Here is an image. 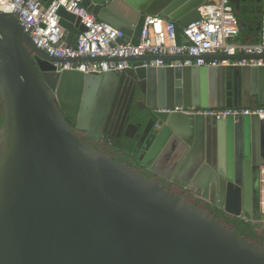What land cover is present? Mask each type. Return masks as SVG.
I'll use <instances>...</instances> for the list:
<instances>
[{
	"label": "water",
	"instance_id": "water-1",
	"mask_svg": "<svg viewBox=\"0 0 264 264\" xmlns=\"http://www.w3.org/2000/svg\"><path fill=\"white\" fill-rule=\"evenodd\" d=\"M204 1L82 0V5L137 44L145 15L186 26L198 19L196 8ZM229 1L240 30L252 27L239 16L246 9L241 0ZM57 13L63 46L71 48L82 30L80 18L62 7ZM185 58H111L132 64L130 77L140 81L142 106L151 114L144 124L128 110L122 116L123 130L132 128L131 154L149 173L203 203L260 225V200L252 201L249 178L264 166V119L158 109L253 107V96L264 106V67L144 66ZM103 60L110 58L49 55L15 14L0 10V264H264V245L80 139L78 132L95 140L106 133L113 88L128 73L58 72L55 63ZM161 161H167V173L157 169Z\"/></svg>",
	"mask_w": 264,
	"mask_h": 264
},
{
	"label": "built area",
	"instance_id": "built-area-1",
	"mask_svg": "<svg viewBox=\"0 0 264 264\" xmlns=\"http://www.w3.org/2000/svg\"><path fill=\"white\" fill-rule=\"evenodd\" d=\"M62 7L80 18L82 30L71 48L64 47L63 28L58 9ZM0 10L17 16L18 22L32 41L49 55L56 57H108L110 60L55 63L57 71L77 70L100 75L109 71L132 69L127 60L111 58L137 57L146 54L187 56L182 60H152L144 66L155 67H264V0H261L260 30L257 42L237 40L240 28L229 0H205L197 8L198 19L176 28L174 21L161 16L145 15L137 44L125 40L124 33L98 19L82 5V0H52L47 6L41 0H0ZM224 54L246 55L240 59L218 58ZM161 112H181L186 115L226 118L257 115L264 119V106L201 108L175 105L158 109ZM260 226L264 228V166L261 168Z\"/></svg>",
	"mask_w": 264,
	"mask_h": 264
},
{
	"label": "flooded vegetation",
	"instance_id": "flooded-vegetation-1",
	"mask_svg": "<svg viewBox=\"0 0 264 264\" xmlns=\"http://www.w3.org/2000/svg\"><path fill=\"white\" fill-rule=\"evenodd\" d=\"M130 72H131V69H128L127 70L128 76L124 80L120 81L113 88L112 95H111V102H110V112L111 113L108 119L103 124V130H105L106 133L102 134V137L100 138V140L88 138L84 133L78 132L80 139L82 141L88 140L86 142L85 141L83 142L85 144L90 145L92 148H94L92 144H95V142H99V143L105 142L108 145H112L117 148H124L125 150L130 151L133 145L132 142L134 140V139H130L129 137V135L132 134V128L127 131H124L120 120L126 110H128L135 117V115L137 114V112H139V110L145 109L142 106V104L145 101V95L142 93L141 83L140 81H136L135 79L131 78ZM69 123L71 126H74L73 121L69 120ZM137 165H138L137 166L138 169L137 168H134V169L140 171V173L144 175L147 174L146 176L151 174L146 170V168L142 167L140 164L137 163ZM152 178L158 181L162 185L164 182H166L156 175H153ZM249 185L251 189L250 197L252 201H255V199L258 197L260 200L261 199V188H262L261 171L259 175L252 174L250 176ZM180 195L185 198L184 195L182 194Z\"/></svg>",
	"mask_w": 264,
	"mask_h": 264
},
{
	"label": "trees",
	"instance_id": "trees-1",
	"mask_svg": "<svg viewBox=\"0 0 264 264\" xmlns=\"http://www.w3.org/2000/svg\"><path fill=\"white\" fill-rule=\"evenodd\" d=\"M236 14V13H235ZM237 16V15H236ZM177 30L180 29V25L176 23ZM241 33V31H240ZM77 38V36L74 37V41ZM257 40H254L253 42H257ZM253 106H258L257 101L253 102ZM151 116L150 111L145 108L142 110H139L137 114L135 115L136 121H141L143 124L149 119ZM4 122V106L3 102L0 98V129ZM88 141V140H83ZM92 146L99 152L106 154L110 157H112L114 160H118L122 163H126L132 168H137L138 165L136 163V160L134 156L131 154V151H127L124 148H117L112 145H108L107 143H99L95 142V144H92ZM140 172V171H139ZM147 175V174H146ZM149 177H152L153 175H148ZM163 185L171 190L172 192L176 194H182L185 196V199L192 203L194 206L199 207L207 211L210 215L214 216L216 219H218L223 225L230 227L231 229H235L237 231V234L242 236L243 238L247 239L248 241H251L255 243L258 246L264 245V228H262L260 225H256L252 222H248L242 218L234 217L231 215H228L224 213L222 210L213 207L209 204L203 203L200 200H197L192 195H190L188 192L183 191L182 188H179L173 184H168L167 182H164Z\"/></svg>",
	"mask_w": 264,
	"mask_h": 264
},
{
	"label": "crops",
	"instance_id": "crops-1",
	"mask_svg": "<svg viewBox=\"0 0 264 264\" xmlns=\"http://www.w3.org/2000/svg\"><path fill=\"white\" fill-rule=\"evenodd\" d=\"M240 4L246 6V9L240 12L239 16L243 17L246 23L251 24L252 27L240 30L241 33H239L236 39L242 42L252 43L254 40L259 39V30H256V23L260 21L261 0H241ZM254 101H257L256 96L252 97V102ZM157 169L162 173H167V161H161Z\"/></svg>",
	"mask_w": 264,
	"mask_h": 264
}]
</instances>
